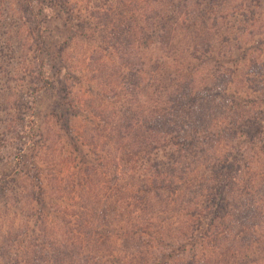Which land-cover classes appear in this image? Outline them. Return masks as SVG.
Returning <instances> with one entry per match:
<instances>
[{"label": "rangeland", "instance_id": "rangeland-1", "mask_svg": "<svg viewBox=\"0 0 264 264\" xmlns=\"http://www.w3.org/2000/svg\"><path fill=\"white\" fill-rule=\"evenodd\" d=\"M114 2L0 0V182H4V188L0 189V264H55V256L63 257L66 247L71 245H63L59 250L49 245L55 240L65 244L80 238L90 240V245L86 247L79 242L76 249L73 248V251L79 253H69L64 264H138L141 261L139 257L143 255L151 257L156 254L154 256L163 257L162 253L164 256L168 253H181V249L175 247L184 244L179 242L177 235L179 216L174 206L154 201L156 197L153 193L150 196L153 206L144 210L136 201L139 196L131 195L124 189H116L117 184L129 182L128 179L122 181L120 176L128 168L133 169V165L137 168L148 166L145 173L150 175L153 172L151 163L154 162L167 176V168L174 158L186 160L184 157L190 155L180 153L182 147L174 142L175 145L170 144L149 154L148 159L156 157L155 161H145V154H139L137 158L135 156L133 161L129 155L120 170L115 168V157L118 155L116 149L121 145L122 138L113 137L112 133L109 135L107 132L115 126L118 127L116 130L122 129L120 124L124 122L120 123L116 115H126L129 110L127 105L121 107V99L118 102L110 89L115 83H120L124 87V90H117L120 97L125 95L128 98L132 92L127 84L134 78H131L132 73L129 71L120 73V61L115 63L103 59L102 47L108 44L106 35H109L107 33L111 26L103 24L105 19L101 14L113 6ZM240 2L233 0L232 5H240ZM222 8L209 9L212 14L209 27L214 42L207 64L192 60L189 67L193 69V74L198 69L202 72L210 67L214 69L210 74L219 73L217 80L224 83L232 81L227 73L233 65V69L238 72L232 77L235 91L241 93L242 99L250 93V101L231 103L227 101L228 97H222L219 93L206 96L207 101H199L192 108L195 125H202L200 127L203 129L210 127L220 117L226 119L223 123L231 121L230 115L242 123L255 114L259 121H264V34H261L260 28L264 22V0H260L257 9L260 15L252 26L243 24L244 17L239 14L223 20L231 9ZM182 17L186 18V14H182ZM138 25H141L140 21ZM42 35H45V45L40 46ZM221 39L225 43H220ZM241 41L254 44L248 47L251 50L245 59L243 52L234 48ZM183 45L188 46L189 51L191 43L183 42ZM126 46L124 42L123 47ZM245 46L243 44V48ZM208 47V44L203 45L198 41L192 52L203 55V48ZM94 49H99V52ZM46 58L49 65L47 72H42L55 85L34 105L33 97L37 92H33V89L42 83L38 66ZM193 74L183 73L175 79L183 85L191 83L196 90L201 85L209 84L215 77L212 75L211 79L209 76L204 80V76L198 73L193 81ZM252 75L258 76L253 78ZM210 98L213 100L210 101ZM65 108L70 110V122L68 115L65 120L59 117V111ZM24 115L25 120H22ZM33 118L39 120V128L32 127ZM185 119L181 116L180 124L193 123V120L188 122ZM26 124L29 125L31 135L23 134L22 138L15 136ZM103 128L108 130L100 132ZM204 136L205 139L193 149L195 156H204L208 160L214 154L215 138ZM225 139L223 143L226 144L228 139ZM171 141L176 140L171 138ZM126 144L129 147V141ZM248 149L246 161H253L252 157L257 156L259 165L250 170L253 173L249 174L244 167L246 161L238 163V169L232 177L235 180L226 184L228 187L225 195L229 202L227 210H221L217 215L213 213L210 217L198 210L199 216L195 210L204 199L200 196L203 192L195 185L189 192L190 204L196 203L194 215L197 213L195 216L199 220L193 219L196 222L202 220L197 226H194V221L192 223L199 236L194 248L197 251L191 253L196 255L192 262L194 264H204L207 258L208 264H230L232 260L234 263L231 264H264V147L262 150H252L251 145H248ZM92 166L95 168H91L92 178L86 187L85 172ZM4 172L6 174L2 175ZM251 176H255L256 184L249 188L246 178ZM133 180H137V177ZM134 183V187L139 185L138 181ZM197 184L202 185L199 182ZM82 185L86 187L84 191L81 190ZM171 191L176 192L165 191L171 198L181 194V191ZM53 193L57 195L54 197ZM41 199L46 203H41ZM252 206L260 211L258 214L251 212L255 218L246 220ZM86 207L87 213H80ZM223 212L224 218H221ZM85 216L91 223L87 227L82 224L79 229L75 223ZM209 219H213L210 227L207 226ZM132 223L142 227L150 226L153 237L169 236L165 242L172 243L171 246L165 244L161 248L163 244L156 243L154 253H147L145 249L149 248L148 238H141L143 234L135 239L131 237L129 227L133 226ZM43 224L44 230H41ZM244 228L248 230L244 231ZM206 231L208 239L203 237ZM258 238V244L251 253L238 252L239 247L255 245ZM43 242L46 244L43 245ZM188 244L183 257L192 251V245ZM105 245L109 247L106 249Z\"/></svg>", "mask_w": 264, "mask_h": 264}, {"label": "trees", "instance_id": "trees-1", "mask_svg": "<svg viewBox=\"0 0 264 264\" xmlns=\"http://www.w3.org/2000/svg\"><path fill=\"white\" fill-rule=\"evenodd\" d=\"M232 4L233 0H115L113 6H111L112 8L110 7L104 10L101 14L104 16L103 19H105V21H103L105 23L103 24H105L106 27L111 26L110 32L107 33L109 35H106L108 44L102 47L104 52L103 59L115 63L120 61L118 63V65H121L119 67L120 73H127V71H129L132 73L131 78H134L133 81L127 84V87L129 86L132 92L128 95V98H126L124 94V96L121 95L120 97L117 90H124V87H121L120 83H115L112 85L114 87L110 89L113 94H115L114 96L118 102L121 99V107H123V105L128 106L127 109L129 113L126 115L117 113L116 115V119H118L120 123L124 122V124H120L122 129L116 130L118 127L115 126V129L108 130L103 128L100 130V132L108 130L107 133H109V135L112 133L111 135L113 137L122 138L121 145H118L116 149L118 153L117 157H115L116 170H120L126 157L129 155L131 156V159H129L133 161H135V156L137 158L139 154H145V161H149V159L155 161V159H157L156 157L148 159L149 154H153L170 144L175 145L174 142L179 143L182 147L181 150H179L180 153L186 152L190 155V157H184L186 160L174 158L167 168L169 172L167 176L160 170L159 165L154 162L151 163L153 172H151L150 175H146L145 173L148 166L144 168L139 167V169L136 165H133V169L128 168L127 171H124L120 176L122 181L128 179L129 182L117 184V188H115L117 190L124 189L131 195L139 196V198H136V201L140 203L139 206L144 208V210L149 209L150 205L153 206L151 197L154 193L156 197L154 201L156 200L158 203L165 202L164 204L174 206L178 211L179 217L177 219L179 223V233H177V235L180 238L179 242H182L184 245L175 247L180 248L181 253H168L167 256H164L165 254L162 253L164 258L154 256L156 254L151 257L143 255L139 257L141 261L138 264H194L192 262L195 261L196 255H191V253H195L194 250L196 249L194 248H196L195 244L199 236L194 230L192 223L194 221V226H197V223H202V220L200 219L199 222L195 221V219H198V216H195L197 213L194 215V206L196 203L190 204L189 192L191 188L195 185L199 191L205 192L204 194H200V196L204 198L203 201L198 203L200 207H198V209L195 207V211H197L198 214L200 213L198 210H201V212L209 214L208 216L210 217L213 213L217 215V212L227 210L229 202L225 195L228 187L226 184L228 181L235 180L232 177L238 169V163L248 160V157H246V152H249L248 145H251L252 150H262L264 147V121H259L258 115L256 114L253 118H246L243 123L237 121L238 118L233 115H230L231 121H227L226 123H223L226 119L224 120V117H220L216 119L217 121L211 124L210 127L205 129L200 127L202 125L197 127V124L195 125L194 123L196 122V118L192 108L195 104L197 105L199 101H207L208 99L206 96L208 95L219 93L222 97H228L229 99H227V101L231 103L235 101L240 102L241 100L244 103L250 101V93L248 96H245V99H242L241 93L235 91L232 77L236 76L238 72L233 69V65L232 69H229L227 73L232 81L224 83L217 80L216 76L219 73L216 75L210 74V71L214 70L210 67L202 72H199L198 69V72L195 71L194 74L193 69L189 67L192 60H200L201 62L198 61V63L203 65L207 64V58L214 42L209 27V20L212 16L209 10L210 8L211 10L214 7L231 9V11L224 16L223 20L231 15L239 14L244 17L243 24H247L248 26H252V23L258 21L260 13H258L257 9L260 0H241L240 5ZM28 6L29 4L26 7L28 8ZM182 14H186V18H183ZM139 21L141 25L137 27ZM253 26L255 25L253 24ZM260 28H262L261 34H264V22ZM251 33L252 31L249 32V34ZM198 41L202 42L203 45H209L208 49H204L205 47L203 48L205 51L203 55H197L192 52L194 46L198 45ZM227 41H229V39ZM44 42L45 35H42L39 41L40 46L45 45ZM124 42L127 44L125 48L123 47ZM183 42L185 44L187 42L191 43L189 51L188 46L183 45ZM219 42L225 43V40L221 39ZM243 44H246L245 48H243ZM252 45L241 41V43L235 45L234 48L235 50L242 51L243 58L245 59L251 50L248 47ZM98 50L99 49H96L95 52H99ZM184 51L187 53L184 54ZM61 62L63 61L61 60ZM251 62L252 64L254 63L253 60ZM47 65H49V63L46 58L41 60L38 66L42 76V83L40 87H34L33 89V92H37L33 97L34 105L37 104V101L42 98L43 94L48 91V89L50 90V88L55 85L53 80H47L46 74L42 72L43 70L47 72ZM183 73L189 75L193 74V76H195L192 77L193 81L198 73L201 74L202 77L204 76V80H207L209 76L211 79L212 75L216 78L213 77L209 84L206 83L201 85L202 89L197 88L195 90L191 83L189 84L188 82L183 85L182 83H178V79H175ZM257 76L258 75H252L253 78H257ZM141 78L143 80H140ZM248 84L249 83H247L246 86H248ZM251 95L253 94L251 93ZM254 97L256 98V96ZM209 100L212 101L213 99L210 98ZM58 106L60 107L61 104L58 103ZM69 111L68 108L60 110L59 117L65 120L68 115V120L70 122ZM261 113L263 112H259V114ZM225 114L228 115V113ZM181 116L186 118L185 121L189 122L193 120V123L187 124L186 122V125L180 124L179 119ZM25 117L24 115L22 120H25ZM229 118L230 117H227V119ZM33 123L32 127L34 128H39L41 125L36 118H33ZM30 132L29 125L27 126L26 124L22 126V129L16 132L15 136H19L20 138H22L23 134L30 136ZM204 135L215 138V144L213 146L214 154L210 156L208 160H206V158L204 159V156H195V151L193 149L197 143L205 139ZM171 138L176 141L172 142ZM225 138L228 139V143L226 144L223 143L226 140ZM229 138H232V141H229ZM128 141L129 147L126 144ZM258 144L259 147H257ZM252 158L253 161H246V163H244V167L246 166L247 173L249 174L253 173L250 172V170L255 169L256 166L259 165L257 156H253ZM103 164L104 163H101V166ZM91 168L95 167H89L85 172L84 184L86 187L88 180L92 178L90 175L92 171ZM238 171H240V169ZM5 174V172L2 173V175ZM136 177L137 180H133ZM254 177L255 176L246 178L249 188L254 187L256 184ZM207 180L209 181L206 182ZM135 181H138L139 185L134 187ZM197 182L202 183V185H198ZM3 184L4 182L1 181V190L4 188L2 187ZM85 185H82L81 190L84 191L86 189V187H84ZM167 190H176V192L181 191V194L174 195L171 198L166 195ZM171 192L176 193L174 191ZM171 192L169 194H172ZM54 195H57V193H53V196ZM258 200L261 202V198ZM221 202H225V204L222 205ZM41 203L46 202L41 199ZM244 206H246V204ZM80 208L82 209V206ZM87 210L86 207L85 211L83 212L82 210L80 213L86 214ZM258 211H260L259 208H253L252 206L251 210L247 212L246 220L255 218L251 212L258 214ZM244 212H246V210ZM224 214L223 212L221 218H224ZM199 216L201 215L199 214ZM85 218L86 216L82 220L76 221L75 226L81 229L82 224H85L84 227H87V224L91 223V221ZM206 218L208 219V217ZM210 222L213 223V219H209L207 223L208 227H210ZM130 227V233L132 234L130 235L134 237V239L136 236H139V234H143L141 238H148L147 244L151 249H145L147 253H154L156 243L163 244L161 248H164L165 244L168 246L172 244L165 242V238H169V236L165 238L153 237L150 226L142 227L133 224V226ZM41 230H44V224ZM243 230L247 231L248 229L244 228ZM203 237L208 239L209 234L207 231ZM73 240L76 241L65 244H61L55 240L49 245L54 250H59L63 245H71L66 247L63 257L56 254L55 264H64L68 260L69 253H79L76 250L73 251V248L76 249L79 242L86 245V247L90 245V240L86 241L82 238ZM258 240L259 238L256 240L255 245L239 247L238 252L251 253L258 244ZM187 243L192 245V251L186 258L183 257L182 254L186 252ZM45 244L46 242H43V245ZM105 246L106 249L109 247L107 245ZM231 263H234L233 260L230 264ZM204 264H208V258L204 259ZM239 264L241 263L239 262Z\"/></svg>", "mask_w": 264, "mask_h": 264}]
</instances>
